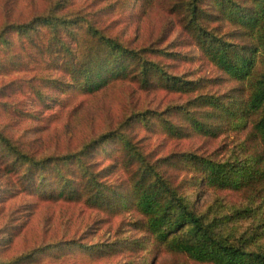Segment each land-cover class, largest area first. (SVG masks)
Here are the masks:
<instances>
[{"label":"trees","instance_id":"trees-1","mask_svg":"<svg viewBox=\"0 0 264 264\" xmlns=\"http://www.w3.org/2000/svg\"><path fill=\"white\" fill-rule=\"evenodd\" d=\"M111 1L106 11L129 14L133 22L147 19L155 7L167 8L180 30L178 45L192 51L180 55L131 49L99 27L95 15L76 8L74 0H44L42 12L1 28L0 74L52 71V77H36L44 94L31 88L44 109L54 102L53 93L56 99L69 100L75 95L96 96L128 82L144 93L157 89L185 98V104L168 106L161 113H131L119 128L77 153L60 156L36 157L0 129V164L6 173L16 175L18 187L28 196L82 204L102 216L114 242L68 247L80 255L102 260L127 254L131 259L140 253L142 241L156 238L172 254L194 264H264V249L231 242L219 229L227 218L206 222L175 183L179 171L193 180L204 175L212 191L232 192L243 201L264 205V0ZM31 3L28 8L33 10ZM195 60L210 67L213 75L185 81L172 76L165 63ZM130 130L204 143L242 137V159L230 153L226 160H218V154L213 159L173 154L148 164ZM97 151L107 162L100 172L85 158L89 154L92 160ZM104 172L113 174L115 182H102ZM261 237L264 240V231Z\"/></svg>","mask_w":264,"mask_h":264},{"label":"rangeland","instance_id":"rangeland-1","mask_svg":"<svg viewBox=\"0 0 264 264\" xmlns=\"http://www.w3.org/2000/svg\"><path fill=\"white\" fill-rule=\"evenodd\" d=\"M111 2L74 0V5L95 15L93 20L99 27L131 49L150 48L180 55L192 51L178 45L182 39L180 30L167 8L155 7L147 19L133 22L129 14L121 16L115 10L106 11V5ZM28 3L29 0H0V30L16 19L31 17L34 11L42 12L47 5L44 0H32L30 6L34 9L31 10ZM165 63L172 76L185 81H198L213 75L212 69L201 61ZM52 75V71L43 68L32 73L0 74V129L17 146L36 157L77 153L86 143L119 128L131 113H161L168 106L182 107L186 102L185 98L162 90L141 92L138 86L128 82L117 83L96 96L75 95L69 100L56 99L58 95L52 92L54 102H48V108L44 109L32 96L31 88L36 86L44 94L42 81L36 77ZM60 100L63 104H58ZM126 129L124 127L128 133ZM130 133L148 164L173 154H197L212 159L218 154V160H226L231 154L238 161L242 159V137L230 135L204 143L201 140H166L143 131L130 130ZM88 155H85L86 161L96 165L95 171L105 169L107 162L99 151L92 160ZM17 179L15 174L6 173L0 164V261L4 264H194L184 256L172 254L166 244L156 238L142 241L140 253L131 259L127 254L91 259L69 250L68 247L77 243L91 246L112 243L113 232L102 223L103 218L97 212L82 204L42 202L22 191ZM100 179L115 182L113 174L107 172ZM175 183L179 193L206 222L227 218L219 229L231 242L245 241L251 250L264 249L261 237L264 205L261 202L243 201L232 192L216 193L206 187L204 175L193 180L191 175L179 171Z\"/></svg>","mask_w":264,"mask_h":264}]
</instances>
